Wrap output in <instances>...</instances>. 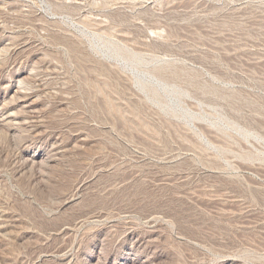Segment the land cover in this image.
Listing matches in <instances>:
<instances>
[{"label":"rangeland","instance_id":"374dc122","mask_svg":"<svg viewBox=\"0 0 264 264\" xmlns=\"http://www.w3.org/2000/svg\"><path fill=\"white\" fill-rule=\"evenodd\" d=\"M0 264H264V0H0Z\"/></svg>","mask_w":264,"mask_h":264},{"label":"bare ground","instance_id":"6f19581e","mask_svg":"<svg viewBox=\"0 0 264 264\" xmlns=\"http://www.w3.org/2000/svg\"><path fill=\"white\" fill-rule=\"evenodd\" d=\"M23 102V101H22ZM27 103V102H26ZM11 119V118H10ZM13 119V118H12Z\"/></svg>","mask_w":264,"mask_h":264}]
</instances>
